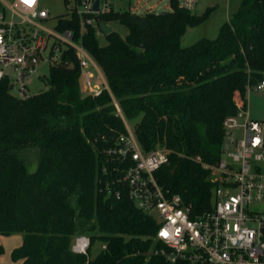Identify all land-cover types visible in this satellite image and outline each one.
Instances as JSON below:
<instances>
[{
	"label": "trees",
	"instance_id": "obj_1",
	"mask_svg": "<svg viewBox=\"0 0 264 264\" xmlns=\"http://www.w3.org/2000/svg\"><path fill=\"white\" fill-rule=\"evenodd\" d=\"M169 11L103 16L127 28L83 34V44L108 87L86 93L74 48L50 65L47 88L25 98L0 80V234H23L12 258L22 264H66L77 217L91 221L87 264H172L148 255L157 220L139 209L126 189L107 193V180L123 161L110 154L127 122L145 151L164 148L169 161L156 172L170 194L194 213L211 208V166L222 155L223 121L237 112L236 97L264 80V0H241L216 38L182 46L190 26L209 18L170 0ZM59 27L79 31L76 15H59ZM119 107V109H118ZM209 165V167H206ZM107 170V172L105 171ZM76 202L78 209L73 205ZM106 245L95 257V240ZM0 243V255L4 253ZM174 264H184L177 262Z\"/></svg>",
	"mask_w": 264,
	"mask_h": 264
},
{
	"label": "built area",
	"instance_id": "obj_2",
	"mask_svg": "<svg viewBox=\"0 0 264 264\" xmlns=\"http://www.w3.org/2000/svg\"><path fill=\"white\" fill-rule=\"evenodd\" d=\"M65 1L69 9L64 15H76L78 32L60 28L58 17L54 29L44 25L52 16L40 0H0V80L17 85L22 98L29 95L36 65L60 61L68 48L79 58L85 91L97 95L108 87L92 70L96 62L83 44V34L89 28L102 32L100 22L116 11L115 0ZM177 2L193 11L198 0ZM252 88L263 90L264 80ZM236 104L237 112L223 121L221 158L211 166V208L200 213L158 182L155 172L169 161L167 149L143 150L128 124V133L110 148L123 164L111 171L107 193L120 197L126 189L135 205L159 225L153 237L157 246L148 255L172 264H264V120L251 118L240 96ZM71 247L76 254H88L90 236L74 237Z\"/></svg>",
	"mask_w": 264,
	"mask_h": 264
},
{
	"label": "rangeland",
	"instance_id": "obj_3",
	"mask_svg": "<svg viewBox=\"0 0 264 264\" xmlns=\"http://www.w3.org/2000/svg\"><path fill=\"white\" fill-rule=\"evenodd\" d=\"M241 0H198L193 12L196 15H202L208 7L216 6V9L211 13L208 19L197 26H190L186 29L184 35L181 38L182 46H188L195 43L201 38L214 39L218 36L222 24L228 20L231 15L239 8ZM41 7L48 9L52 18L44 25L54 29L59 15L68 12V5L65 0H40ZM114 8L118 12L132 11L138 14L146 11L164 12L172 9L170 0H115ZM11 13L8 12V17ZM108 25L112 27L114 31L119 32L122 36L127 34V28L119 22L110 21ZM97 37L101 45H106L108 40L103 32H97ZM50 73V63L41 61L35 67V71L29 77L28 92L30 95L39 93L47 88L46 76ZM95 81L102 84L101 80L95 79ZM84 77L81 76V83L83 88ZM10 91L19 96L20 92L17 85H13ZM88 93V91H85ZM246 102L249 116L253 119L264 120V89L256 90L254 88L249 89L243 99ZM128 126L134 130L135 121H128ZM215 173V171H214ZM213 173V174H214ZM82 225L91 226V222H83ZM88 226V227H89ZM78 227V224H77ZM4 235V234H3ZM13 235H23L22 233H14L6 235V237H13ZM10 239V238H9ZM8 239V240H9ZM8 244V245H7ZM11 243L6 241L3 257L5 256L6 263L15 264L18 261L12 258V246ZM103 242L100 239L94 241L91 248V257H95L102 249ZM8 263V264H9ZM20 264V263H19Z\"/></svg>",
	"mask_w": 264,
	"mask_h": 264
},
{
	"label": "crops",
	"instance_id": "obj_4",
	"mask_svg": "<svg viewBox=\"0 0 264 264\" xmlns=\"http://www.w3.org/2000/svg\"><path fill=\"white\" fill-rule=\"evenodd\" d=\"M96 66L97 67H95V66L92 67V70L94 72L100 74L104 78L105 82L107 83V81H106V79L104 77V74H103L101 68L97 64H96ZM83 90H84V88H83ZM73 205H74V207L76 209H78V206H77V204H76L75 201H73ZM83 222H88V221H86L85 219H83L81 217H77L76 227H75V237H77L78 235H81V234L86 233L89 225H87V226L82 225ZM77 224H78V227H77ZM6 241H9L11 243L10 246H12L13 247L12 249H14L15 247H17V246H19V245L22 244V242H23V235H13V237H6V235L0 234V243L4 246V245H6ZM4 248H5V246H4ZM63 257L65 259L66 264H87V263H79L78 262V260H77V254L73 251L72 247L69 248V249H67L64 252ZM5 259H6V257L5 256L3 257V254H1L0 255V264H8L9 262L6 263ZM16 261H18V262L15 263V264H19V263L22 264V261L21 260H16ZM9 264H12V263H9Z\"/></svg>",
	"mask_w": 264,
	"mask_h": 264
},
{
	"label": "water",
	"instance_id": "obj_5",
	"mask_svg": "<svg viewBox=\"0 0 264 264\" xmlns=\"http://www.w3.org/2000/svg\"><path fill=\"white\" fill-rule=\"evenodd\" d=\"M100 29L102 30V32L107 35L109 33H111L113 31L112 27L109 26L106 22L101 21L100 22Z\"/></svg>",
	"mask_w": 264,
	"mask_h": 264
}]
</instances>
